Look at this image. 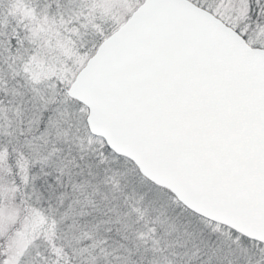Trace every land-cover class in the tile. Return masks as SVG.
<instances>
[{
	"label": "snow or ice",
	"instance_id": "snow-or-ice-1",
	"mask_svg": "<svg viewBox=\"0 0 264 264\" xmlns=\"http://www.w3.org/2000/svg\"><path fill=\"white\" fill-rule=\"evenodd\" d=\"M0 264H264V0H0Z\"/></svg>",
	"mask_w": 264,
	"mask_h": 264
}]
</instances>
